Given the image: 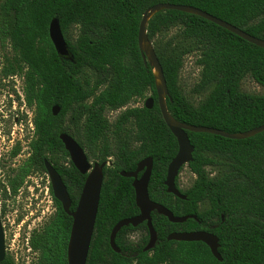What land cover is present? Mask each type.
I'll return each mask as SVG.
<instances>
[{
	"label": "trees",
	"instance_id": "16d2710c",
	"mask_svg": "<svg viewBox=\"0 0 264 264\" xmlns=\"http://www.w3.org/2000/svg\"><path fill=\"white\" fill-rule=\"evenodd\" d=\"M169 3L198 8L249 35L264 40V0H4L0 6V41L12 56L5 59L2 77L20 76L26 107L33 111L29 158L9 182L16 196L31 175H47L48 161L61 176L75 211L87 176L73 165L60 139L70 135L88 160L107 163L99 211L87 264H264V132L246 140L188 132L195 148L187 166L193 185L181 200L167 192L168 166L178 142L163 120L154 69L145 65L138 44L139 26L151 7ZM57 19L70 52L58 55L49 34ZM177 30L166 43L164 33ZM147 33L162 65L170 96V115L177 121L227 133H244L264 125V96L241 89L246 77L264 88V49L200 17L178 11L153 16ZM196 55L201 69L193 89L203 97L194 103L179 87L186 57ZM154 99L152 109L131 106ZM61 111L54 116L52 109ZM118 113L110 122L108 114ZM21 152L18 144L12 151ZM153 160L150 199L176 217L173 224L152 213L156 246L149 243L146 223L124 227L116 237L120 253L110 244L115 225L136 217L133 172L143 160ZM213 168L215 173H209ZM181 169L180 173L183 171ZM51 195L53 217L29 240L37 264H68L67 249L73 218ZM7 197V194H5ZM195 217V219H194ZM145 231L133 243L129 235ZM208 232L219 239L218 261L202 242L169 241L173 233ZM0 264H16L6 256Z\"/></svg>",
	"mask_w": 264,
	"mask_h": 264
},
{
	"label": "water",
	"instance_id": "95a60500",
	"mask_svg": "<svg viewBox=\"0 0 264 264\" xmlns=\"http://www.w3.org/2000/svg\"><path fill=\"white\" fill-rule=\"evenodd\" d=\"M168 10L178 11L205 19L261 49H264V40L253 37L241 29L191 6L173 5L169 3L157 4L148 9L142 17L138 32L139 49L145 65H149L154 69L159 108L164 122L178 142V152L168 166L167 177L164 184L167 187V192L169 194H172L181 200H186V196H184L176 187V179L180 175L181 169L188 166L189 163L193 161L195 148L191 144L188 132L210 134L225 139L240 141L263 133L264 125L244 133L231 134L219 129L184 124L175 120L170 115L166 103V99L170 96V93L164 76V71L155 52L154 45L150 41L147 33V25L150 19L158 13ZM49 34L58 55L61 57H69L70 52L68 45L57 19H54L51 22ZM153 106L154 99L148 98L145 101V107L147 109H152ZM60 111L61 108L59 106H55L52 109L54 116H58ZM60 139L63 142L66 151L69 153L70 159L75 168L82 175L87 176L75 211H71L72 201L67 191V187L59 173L48 161H45V167L50 179L54 197L62 204L64 211L73 218L70 241L67 249L68 264H87L99 211L101 191L104 182V169L106 166H111V164H107L106 162L102 164L90 162L84 149H82V147L70 135L62 134ZM152 172L153 160L149 158L140 162L135 171L120 173L122 177L134 180L133 188L136 194L135 201L136 206L140 210V214L133 218L124 219L115 225L111 233L110 244L116 253H120V249L116 245V237L118 233L124 227L132 226L136 228L144 223H146L149 231V243L146 246L145 251H150L156 246L158 236L153 227L152 213L154 212L168 218L173 224L185 223L190 218L176 217L166 207L155 203L150 199L149 183ZM141 173L142 175L140 176ZM168 240L176 242H202L210 248L213 256L218 261H222L221 255L218 251L220 247L219 239L208 232L173 233L168 237ZM5 258V235L0 219V263L3 262Z\"/></svg>",
	"mask_w": 264,
	"mask_h": 264
},
{
	"label": "rangeland",
	"instance_id": "374dc122",
	"mask_svg": "<svg viewBox=\"0 0 264 264\" xmlns=\"http://www.w3.org/2000/svg\"><path fill=\"white\" fill-rule=\"evenodd\" d=\"M3 2L4 0H0V6ZM176 34L177 30L173 29L164 33L160 38L163 43H166ZM11 56L10 49L4 48L0 41V205L5 211L2 227L4 225L9 227L16 225V228H11L12 230L5 228V252L6 256L13 258L16 264H37L38 254L30 249V237L35 230L42 228L50 221L56 209L50 191L51 183L48 175H31L26 179L16 196L9 194L11 178L30 156L29 143L33 138L34 130L32 124L33 111L27 108L25 103L23 78L13 76L5 79L1 74L5 59ZM196 60V55L185 58L179 87L194 103H199L203 97L196 96L193 92L199 82L201 71ZM241 89L248 94L264 96V88L250 77L243 80ZM144 102L140 101L131 106L141 107ZM117 115L118 113L108 114L110 122ZM18 144L21 147V152L13 158L12 151ZM208 171L215 173L213 168H208ZM195 179V175L189 168L184 167L179 175L180 188L182 190L189 189ZM30 204L32 207L29 211ZM145 236L146 232L140 230L130 234L129 240L137 243Z\"/></svg>",
	"mask_w": 264,
	"mask_h": 264
},
{
	"label": "flooded vegetation",
	"instance_id": "af4514ba",
	"mask_svg": "<svg viewBox=\"0 0 264 264\" xmlns=\"http://www.w3.org/2000/svg\"><path fill=\"white\" fill-rule=\"evenodd\" d=\"M142 175V173L140 174V176ZM139 176V177H140ZM34 196V195H33ZM31 207H32V204H30V208H29V211H30V209H31ZM2 218H4L5 219V211H4V209H3V207L0 205V219H1V223H2ZM15 224V223H14ZM18 227V226H17ZM5 228L7 229L8 228V230H12L11 228H16V225L14 226H12V227H9V226H7V225H4V227H3V230H4V235H5V232H6V230H5ZM13 232V231H12Z\"/></svg>",
	"mask_w": 264,
	"mask_h": 264
}]
</instances>
